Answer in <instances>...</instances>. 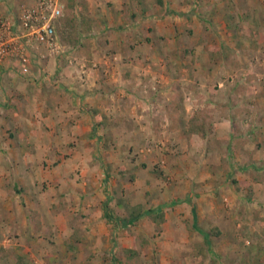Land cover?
Instances as JSON below:
<instances>
[{
	"label": "crops",
	"instance_id": "0c3cea01",
	"mask_svg": "<svg viewBox=\"0 0 264 264\" xmlns=\"http://www.w3.org/2000/svg\"><path fill=\"white\" fill-rule=\"evenodd\" d=\"M72 1L89 19L66 50L85 82L63 58L26 78L0 66V264H264V153L249 144L262 129L238 131L239 51L205 40L211 17L192 25L185 0ZM153 81L156 95L135 89ZM138 207L164 222H126Z\"/></svg>",
	"mask_w": 264,
	"mask_h": 264
},
{
	"label": "rangeland",
	"instance_id": "374dc122",
	"mask_svg": "<svg viewBox=\"0 0 264 264\" xmlns=\"http://www.w3.org/2000/svg\"><path fill=\"white\" fill-rule=\"evenodd\" d=\"M6 1L10 8L16 10L21 4L25 3L27 0ZM64 1L68 3L67 0ZM185 4H187V6L189 7L188 9L191 11V13H193V16L191 18L192 25L196 17L202 15L204 18H197V23H199L202 28L204 27L203 29H207L203 21L211 17L212 23L210 25V29H213L214 34H210V36H208V32L205 31V35L207 36L205 40L210 41L215 45L218 42H229L228 45L231 46L227 49L228 55L231 53V49L233 48H236L239 51V54L238 52L237 54L240 56V61L242 62L243 67H237V69H235V67H232L231 71H229V75L232 76V78H230L232 79L230 80V84L231 87H233L234 93L236 94V100L233 101V105L236 106V108H234L233 110L237 109V113L235 115H237L239 119L242 120V123L240 125L243 124V127L238 130L239 132L251 135L250 133L252 132V128L254 126L261 127L262 130H254V134H256L257 137L253 141V143L250 142L249 144L252 146H259V155L263 154L264 148H262V143L264 142V0H185ZM208 12H211L209 16L206 14ZM66 13L69 12L68 10L66 12L65 8L64 16ZM214 16H216L217 18H214ZM223 16L227 17L226 19H224V21ZM240 16H242V18ZM214 21L222 23H220V25L215 26ZM238 22L240 23L238 24ZM241 23L242 25L240 28ZM220 26H223V28H220ZM238 42L242 43V46H237ZM244 42H246L247 47L244 45ZM253 46H255V48L251 50V47ZM245 49L248 51H245ZM211 52H213V50H211ZM216 53L213 52L214 55ZM234 53L235 52H232V56H235ZM68 54L69 57H71L72 59L71 62L67 58H63V60H66V63L70 67L77 68L79 70V77L82 78L83 82H85L86 69L90 67L81 63L78 58L71 55L70 53ZM245 60H248L249 62L247 63ZM97 66L98 65L92 67L93 69L97 70L100 68L99 66ZM216 68H219V66L216 65L212 67V71H214ZM237 71L240 72L237 73ZM106 73H108L107 70ZM12 75L13 74H11V76ZM16 77L20 78L19 75ZM34 83L35 86L39 87L40 89L45 88L43 86V83ZM48 84L51 85L52 83H46L45 86ZM58 84L54 83L53 85L58 86ZM1 85L2 84L0 83V87ZM210 85L212 88L215 87V89H217L218 87L217 82H211ZM156 87L157 89L158 87H160L159 81H153V83L151 84L141 83V85H137L135 89L137 90V92H139L140 95L148 94L151 91H153V93H155L154 95H156L158 94ZM55 91L61 93L62 89L60 90L59 87H57ZM55 97L58 98V94L55 95ZM189 98L190 100L186 98V101L191 104L192 99L191 97ZM245 109L247 110L245 111ZM241 111L243 112L241 113ZM198 119L199 118L196 117L194 121V127H197V129H195L194 131H198V129L201 127V125L198 123ZM199 132H201V130ZM246 139L249 140L248 138ZM244 141L245 140L242 139V142L244 143L243 146H246ZM244 158H247V156L244 155ZM260 161L264 163L263 160ZM262 163L260 162L259 166H262ZM98 172L100 178H102L103 171L100 169ZM134 178L132 177L127 181L133 182L136 179ZM258 181H264V174L258 176ZM79 182H83L84 186L89 189L92 180L90 178H82L79 179ZM99 184L101 185V182H99ZM104 185L106 186L107 184ZM28 215L33 216L34 218H38L37 213H34L33 210L28 211ZM80 218L81 216L80 214H78L75 217V220H79ZM139 243H141V241ZM146 244L147 242H144L141 246L148 247ZM138 245L140 244H137L136 242V248L125 249L123 251V257L126 258L130 263L135 262V258L138 257Z\"/></svg>",
	"mask_w": 264,
	"mask_h": 264
},
{
	"label": "built area",
	"instance_id": "2783aa9c",
	"mask_svg": "<svg viewBox=\"0 0 264 264\" xmlns=\"http://www.w3.org/2000/svg\"><path fill=\"white\" fill-rule=\"evenodd\" d=\"M64 8L63 0H27L14 10L0 0V66L7 63L9 72L26 78L34 62H71L56 30Z\"/></svg>",
	"mask_w": 264,
	"mask_h": 264
},
{
	"label": "trees",
	"instance_id": "16d2710c",
	"mask_svg": "<svg viewBox=\"0 0 264 264\" xmlns=\"http://www.w3.org/2000/svg\"><path fill=\"white\" fill-rule=\"evenodd\" d=\"M66 3L63 0L64 7L66 8V12L68 10L69 13H66L64 17L60 18L58 25H57V34L61 40L62 45L67 50L69 47H76L81 42L82 34L85 32V26L89 23V19H85V17L79 16L75 13V2L72 0L67 1ZM165 1L161 0L160 4L164 5ZM64 8V9H65ZM85 19V20H84ZM133 21L137 22L139 19L137 17L132 18ZM86 21V22H85ZM88 26V25H87ZM88 30L90 27H86ZM213 53H211V57H213ZM157 89V87H156ZM159 89H157V92ZM153 92V91H151ZM142 94L144 96L151 94ZM155 94V93H153ZM194 128V123H193ZM197 129V127L195 128ZM131 213L129 215V219H126V222L128 223H134L136 220H138L141 217L144 216H151L155 223L161 224L164 222V215L161 214V212L157 213L154 211H146L143 212L141 208H135L131 209ZM157 214V216H154V214ZM108 215L106 211V216ZM109 218V216H108ZM109 220H112L111 217Z\"/></svg>",
	"mask_w": 264,
	"mask_h": 264
}]
</instances>
